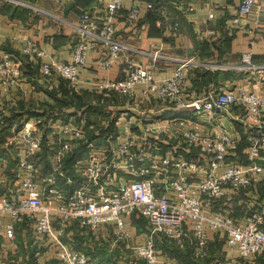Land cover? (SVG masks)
Instances as JSON below:
<instances>
[{"label": "built area", "instance_id": "2783aa9c", "mask_svg": "<svg viewBox=\"0 0 264 264\" xmlns=\"http://www.w3.org/2000/svg\"><path fill=\"white\" fill-rule=\"evenodd\" d=\"M133 1L125 14L129 24L139 20L142 6L161 14L165 11L161 5L155 6V0ZM257 2L241 0L236 20L248 15ZM122 8L123 0H112L99 17L88 8L81 10L70 61H42L46 52L31 39L25 40L21 53L40 60L42 78L60 77L75 91L80 85L79 69L85 64L90 47L104 46L105 51L98 59L102 70L109 69L115 58L128 48L116 26ZM212 16L209 13L208 17ZM244 62L258 68L250 52L245 53ZM21 64L20 57L0 48L1 93L13 91L20 83ZM185 82L184 65L178 66L172 76L158 80L154 64L128 61L124 77H103L94 82V87L100 92L115 91L130 98L139 93L146 98L168 101L185 91ZM180 104L191 106L196 116H209L216 108L235 106L240 122L246 127L247 162L229 159L236 138L224 129L201 132L191 127L179 130L170 126L165 130L178 136L179 147L186 151L196 149V156L188 158L179 153L156 158L154 152L160 149V142L151 143L145 137L140 145L132 140L118 145L111 143L99 154L92 150L76 162L75 169L84 179L76 182L71 191H65L60 184V178L66 176L64 162L77 139L85 135L84 125L61 116L56 109L36 116L33 123L11 121L10 143L15 150L17 178L12 181L16 186L13 190L11 185L7 187L10 181L0 176L1 251L4 243H15L17 225L27 221L33 263L56 242L54 258L59 264H92L88 250L75 245L68 229L78 227L96 233L112 225L115 236L127 242L132 233L126 218L138 214L146 218L149 233L145 241L131 244L133 263L183 264L159 250L154 239L158 234L172 238L181 246L188 244L195 260L207 257L210 236L218 231L225 232L227 245L236 248L244 258L264 252V206L251 210L243 223L229 213L212 210L227 189L237 191L264 181V94L244 88L217 89ZM4 112L5 107H0L2 123H5ZM179 122L181 126L187 123L184 119ZM48 142L55 152L49 159L48 170L40 175L39 155ZM146 158L150 162L144 166L141 163ZM118 169L123 172L118 174ZM173 169L177 174L168 179L165 191L159 192L156 176L168 177ZM5 216H9V221L4 220Z\"/></svg>", "mask_w": 264, "mask_h": 264}, {"label": "crops", "instance_id": "0c3cea01", "mask_svg": "<svg viewBox=\"0 0 264 264\" xmlns=\"http://www.w3.org/2000/svg\"><path fill=\"white\" fill-rule=\"evenodd\" d=\"M111 1L0 0V48L20 57L23 70L21 81L13 91L0 92V107H5V123L0 121V176L11 182L6 183L8 188L11 185L14 190L16 186L13 182L17 178L9 124L13 120L33 123L36 116L55 109L81 122L85 129V135L74 143L75 148L69 155L71 159H65L64 162L66 176L60 178V184L65 191H71L76 182L84 179L75 169L76 162L92 150L99 154L102 148L111 143L118 145L125 140H132L140 145L145 137L151 143L160 142V149L154 152L156 158L179 153L188 158L196 156V149L186 151L182 146L179 147L178 136L165 130L170 126L179 130L191 127L201 132L224 129L236 138L229 159L247 162L246 127L240 122L235 106L216 108L209 116H196L191 106L181 105L180 102L217 89L244 88L264 94V0H258L248 15L237 20L241 0H155V6L161 5L165 9L164 13L142 6L139 20L134 24H129L125 16L134 1L123 0V8L116 17V26L120 39L128 48L115 58L109 69L102 70L98 67V59L105 51L104 46L98 44L97 47H90L85 64L79 69L80 85L75 91L87 92L91 102L84 104L88 106L84 109L78 105L74 108L62 105V99L72 90L60 77L42 78L39 75L40 60H32L22 54V45L28 39L35 41L46 52L42 61H70L81 10L88 8L99 17ZM209 13H213V16L208 17ZM247 52H250L257 69L245 64L244 55ZM128 61L154 64L158 80L172 76L178 66L184 65L185 91L179 97L161 101V105L157 102L149 104L147 100L153 98L143 97L139 93L131 97L130 103H121L117 95L111 100L101 95L94 98L92 90L100 92L94 87V82L103 77H124ZM112 92L115 91L104 93ZM92 100L98 106H93ZM183 119L187 123L181 126L179 120ZM160 127L165 131H160ZM49 144L44 145L39 155L40 175L42 165L45 169L55 152ZM149 162L150 158H146L141 164L147 166ZM117 172L121 174L123 171L118 169ZM176 174L177 170L173 169L168 177L164 174L156 176L155 184L159 192L165 191L166 182ZM120 180L125 178L120 177ZM262 206L264 181L237 191L227 189L225 196L215 203L212 210L229 213L243 223L251 210ZM142 218L138 214L126 218L127 227L132 233L127 242L115 236L112 225L96 233L85 232L77 227L68 230L74 240L73 233L79 229L74 243L88 250L92 264H144L142 261L133 263L135 255L131 247V244L145 241L149 233L148 222L143 225ZM9 219V216L4 217L5 221ZM29 226L27 221L17 225L15 243L6 242L2 251L0 249V264H59L54 258L56 242L42 252L37 263H33L27 237ZM154 239L162 253L183 264H264L262 252L244 258L236 248L229 247L224 231L211 234L207 257L200 260L193 258L188 244L181 246L159 241V235H155Z\"/></svg>", "mask_w": 264, "mask_h": 264}, {"label": "rangeland", "instance_id": "374dc122", "mask_svg": "<svg viewBox=\"0 0 264 264\" xmlns=\"http://www.w3.org/2000/svg\"><path fill=\"white\" fill-rule=\"evenodd\" d=\"M92 91L93 92H91V94H93L94 98H97L99 95H101V96H103V97L108 98L109 100H111V99H113L114 95H117L118 99L121 100V103H124L125 101H127V102L130 103L132 101V99L129 96L120 95V94H118L116 92L104 93V92H98L95 89L92 90ZM104 94H108V95H104ZM86 95H88L87 92L77 93L76 91L72 90L71 93L68 96H65L64 99H62V102H64L62 105H67L68 107H73V108L76 107V105H78V107H81V109L88 108V106H84V104H88L89 102H91V99H90V96L89 95L88 96H86ZM93 100H92V105L93 106H98V105H96L97 103H93ZM147 101H148L149 104H154L155 102H157V104H159V105L162 104L161 101H157L156 99L155 100L149 99ZM58 113L61 116H64L66 118H69L66 115H62L61 112H58ZM47 168H48V164H47V167L45 169H47ZM45 169H42V172L45 171ZM141 220H142L141 222H142L143 225H146L147 224L146 218L143 217ZM77 232L79 233V229L77 230ZM70 233H71V231H70ZM76 233L75 232L73 233L74 234V240L76 239L75 238V234ZM158 235H159V241L162 240L163 242H168L170 244L171 243H174V244L176 243L175 240H173L172 238H170L168 236H165L163 234H158ZM76 237H78V235H76ZM64 239H67V238L64 237ZM177 245H179V244H177ZM188 248H189L190 253H191L190 246H188ZM262 253H264V252H262ZM30 256L32 257V250H31V248H30Z\"/></svg>", "mask_w": 264, "mask_h": 264}, {"label": "trees", "instance_id": "16d2710c", "mask_svg": "<svg viewBox=\"0 0 264 264\" xmlns=\"http://www.w3.org/2000/svg\"><path fill=\"white\" fill-rule=\"evenodd\" d=\"M71 159V157L69 156V157H67L66 158V160H70ZM172 245H175L174 243H171ZM191 254V253H190Z\"/></svg>", "mask_w": 264, "mask_h": 264}, {"label": "bare ground", "instance_id": "6f19581e", "mask_svg": "<svg viewBox=\"0 0 264 264\" xmlns=\"http://www.w3.org/2000/svg\"><path fill=\"white\" fill-rule=\"evenodd\" d=\"M189 118V117H188Z\"/></svg>", "mask_w": 264, "mask_h": 264}]
</instances>
